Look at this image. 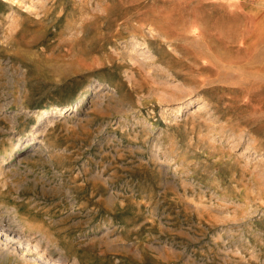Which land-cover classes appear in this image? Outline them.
Segmentation results:
<instances>
[{
    "label": "rangeland",
    "instance_id": "obj_1",
    "mask_svg": "<svg viewBox=\"0 0 264 264\" xmlns=\"http://www.w3.org/2000/svg\"><path fill=\"white\" fill-rule=\"evenodd\" d=\"M263 66L264 0H0V220L58 264H264Z\"/></svg>",
    "mask_w": 264,
    "mask_h": 264
},
{
    "label": "bare ground",
    "instance_id": "obj_2",
    "mask_svg": "<svg viewBox=\"0 0 264 264\" xmlns=\"http://www.w3.org/2000/svg\"><path fill=\"white\" fill-rule=\"evenodd\" d=\"M256 32H254L255 34ZM136 35V34H135ZM256 42V41H255ZM137 43V42H135ZM136 45V44H134ZM142 45H144V47H146L145 43H143ZM133 49V47H132ZM138 55L141 56L143 55V53L138 52ZM131 58V57H130ZM153 58V57H152ZM151 58V59H152ZM137 59V58H136ZM149 59V58H148ZM132 61V60H130ZM146 64V63H145ZM141 66V65H140ZM261 67V66H260ZM139 67L135 66V68L133 67V69L137 70ZM164 69V68H163ZM260 71L262 73H264V66L260 69ZM133 83V82H132ZM261 84V83H260ZM264 84V83H263ZM90 86L87 87V90H89ZM84 97H81L79 99V101L83 100ZM193 102L191 101H187L185 102L183 105L177 107L176 112L178 114H182L184 112H188L191 107H193ZM200 108V107H197ZM4 109V108H3ZM71 110V111H70ZM78 110V104L76 105H71L69 107H64V108H58V107H54V108H49V109H45L43 110V114L41 116L38 117V121L37 124L34 125L28 135V139L29 141L25 144L22 145H17V147H15V149H13L11 151V155L10 156H14L15 154H17L18 152H23L26 151L28 149V145L31 142L32 144L35 143V139L39 138V130L41 129V127L49 122V120H53L55 118H59L60 116H68L69 114L75 112ZM70 111V113H69ZM64 112V113H63ZM58 113V114H57ZM69 113V114H68ZM49 115V116H47ZM46 116V117H45ZM68 118V117H67ZM237 123V122H236ZM41 132V130H40ZM41 137V136H40ZM30 143V144H31ZM255 144V143H254ZM9 156V157H10ZM3 162V161H2ZM4 166V165H3ZM186 202V201H185ZM186 205V204H185ZM191 206V205H190ZM191 209H194L193 207ZM196 209V208H195ZM204 209V208H203ZM198 210V209H197ZM3 213V212H2ZM9 215V214H8ZM9 217V216H8ZM3 219V218H2ZM16 218L11 219V221L8 222H3V220H0V244L4 245L5 248H11V251H16L21 253L22 255H26L28 257H31L33 259V261L38 262L37 260H39L40 262L43 261L44 259V264H58V261L52 258V254H48V253H40L36 246L34 245H38L34 242V244L32 245L31 242H29L31 239V237L26 238L25 236L21 235L22 232L25 231V229L23 228L22 225H20V223H18L17 220H15ZM6 221V219H5ZM223 221V220H222ZM222 234V233H221ZM29 235V234H28ZM218 238V236H217ZM216 239V238H215ZM40 243V242H39ZM3 247V246H2ZM40 247V246H39ZM41 249V248H40ZM47 249V247H46ZM8 251V250H7ZM54 254V253H53ZM59 257V256H58ZM25 258V256H24ZM28 259V258H27ZM188 259V258H187ZM31 260V259H29ZM26 261V260H25ZM42 262V263H43ZM39 263V262H38ZM61 263V262H60Z\"/></svg>",
    "mask_w": 264,
    "mask_h": 264
}]
</instances>
